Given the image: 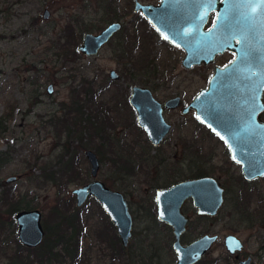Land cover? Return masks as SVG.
<instances>
[{"label":"rangeland","instance_id":"374dc122","mask_svg":"<svg viewBox=\"0 0 264 264\" xmlns=\"http://www.w3.org/2000/svg\"><path fill=\"white\" fill-rule=\"evenodd\" d=\"M139 1L155 5L160 0ZM44 10L50 13L48 19L43 18ZM115 18L121 22L122 29L96 56L73 53L65 33L68 25L73 26L72 35L79 39L78 46L83 34H96L100 27ZM133 32H137V39ZM131 46L134 60L142 62L138 68L129 60V54L123 57L127 48L129 53L133 52ZM182 58L181 50L154 36L149 24L136 18L131 0H0V127L7 128V132L0 135V158L9 157L0 168V192L7 189L8 198L21 199L22 204L27 203L31 209L42 212L47 243L58 231L57 211L81 218L85 226L80 238L81 264L126 263L112 258L110 243L115 230L109 227V220L97 202L90 198L77 208L72 196V191L82 185L81 177L86 179L84 181L93 179L84 152L76 148L79 143L68 139L58 126L73 90L84 91L91 82L98 91L96 105L88 112L99 116L97 120L92 118V122L102 131L97 137L85 132L81 145L86 150L95 152L97 149L95 153L101 161L96 179L111 190L125 192L128 197L134 218L132 245L135 250L144 248L149 254L148 243L153 249L162 248L159 263L153 264H169L173 260L168 252L165 255L167 248L163 247L169 239L163 225H158L156 215L147 210L153 203L154 190L192 176L199 169L205 171L215 167L220 170L228 165L223 145L202 128L193 114L182 116L180 110H176L164 115L172 126L164 144L157 149H145L149 160L144 163L145 172L133 174L130 169H122L120 173L121 167L132 163V144L147 142L142 132L136 131L132 111L125 102L130 89L147 87L160 101L178 94L184 104H188L213 75L215 64L186 70L181 66ZM228 59L226 55L217 64ZM111 71L117 72L118 81L110 80ZM49 85L53 86L51 94L47 93ZM108 118L113 124L103 127L102 122ZM133 152L136 155L140 150ZM67 165H72L74 172L65 170ZM44 173L55 174L54 179L40 187L29 181ZM119 174L123 176L122 182L117 180ZM69 176L71 182H67ZM11 177L15 180L6 183ZM260 188L264 195V183ZM232 205V198L228 196L214 221L198 220L189 206L183 212L190 219V226L214 223L213 232L220 236L234 234L239 237L245 253L264 255V197L250 200L248 210L255 213L250 221L234 214ZM4 210L2 208L0 213ZM150 226L155 228L146 236L144 230ZM1 232L0 238L6 239L0 247V264H8L16 252L28 257L30 264H48L46 261L39 263L35 257L37 252L29 253L25 247L17 246V231L12 234L6 227ZM224 256L220 242L208 258L224 259L221 258Z\"/></svg>","mask_w":264,"mask_h":264},{"label":"water","instance_id":"95a60500","mask_svg":"<svg viewBox=\"0 0 264 264\" xmlns=\"http://www.w3.org/2000/svg\"><path fill=\"white\" fill-rule=\"evenodd\" d=\"M134 11L154 28L161 39L185 51L183 67L208 65L217 54L234 53L235 59L223 69H216L207 89L202 90L182 110L186 115L194 112L197 121L214 134L231 152L232 159L242 165L247 178L264 175V125L256 121L264 109L261 97L264 91V0H214L211 7L201 0H160V4L144 5L134 0ZM216 12V23L207 31L204 26L211 12ZM49 12H44V18ZM119 23L107 26L98 34H86L78 51L95 56L101 47L120 30ZM113 79L117 78L111 72ZM47 92L52 93V86ZM130 106L137 113L139 127L149 141L160 145L171 126L163 117L162 106L147 90L133 88ZM178 99L164 104L166 109L178 107ZM251 114V119H249ZM247 121L249 123H243ZM226 124H231L226 128ZM94 178L86 185L74 189L76 206L82 207L93 198L113 224L122 246L131 238L132 218L123 196L96 180L99 161L92 151L85 153ZM14 177L6 183H12ZM192 199L199 215L215 216L223 204V191L211 178L193 179L156 192L158 219L173 227V244L177 264H193L210 247L214 238L203 237L187 247L179 243L187 219L181 214L182 203ZM19 243L28 249L41 245L44 239L42 212L38 209L20 210L14 215ZM230 252L240 250L241 242L227 237Z\"/></svg>","mask_w":264,"mask_h":264},{"label":"flooded vegetation","instance_id":"af4514ba","mask_svg":"<svg viewBox=\"0 0 264 264\" xmlns=\"http://www.w3.org/2000/svg\"><path fill=\"white\" fill-rule=\"evenodd\" d=\"M139 3L141 4H144V5H154V4H146V3H142L140 2L139 0H137ZM132 2V11L133 13L136 15V18H139L140 20H142V22H144L145 24H149L143 17L140 13H137L134 11V0H131ZM159 4H160V1H159ZM159 4H155V6L159 5ZM45 11H48V10H44ZM44 12H43V18H44ZM49 12V11H48ZM49 16H50V13H49ZM216 12H211L208 16V19H207V22L204 26V30L207 31L208 29H210L212 26L215 25L216 23ZM49 18V17H48ZM47 18V19H48ZM45 19V18H44ZM119 19L118 18H115V19H111L110 22L105 25L103 28L100 27V31L98 33H100L101 31H103L107 26H109L110 24H113V23H119L121 25V28L118 32H116L110 39L109 41L117 34L121 31L122 29V24L120 21H118ZM149 26L152 28V31H153V35L156 36V37H159L161 39V37L159 36V34L154 30V28L149 24ZM96 33V34H98ZM135 34V39H137V32H133ZM86 34H94V33H91V32H87L85 34H83L82 38H81V42L80 44L75 48V51H77L79 54H81L79 51H78V48L79 46L81 45L82 43V39L84 37V35ZM95 35V34H94ZM163 42L167 43L170 47H173V48H177L173 45H171L169 42L161 39ZM108 41V42H109ZM107 42V43H108ZM136 42L135 41V45H136ZM106 43V44H107ZM104 44L101 49L106 45ZM133 52L132 53H129V49H125L126 51L124 52L125 54H123V57L126 56V53H127V56L129 58V60L133 63V65L138 68V66L141 65L142 62H139L138 60H134L133 58V53H134V48L133 46H131ZM100 49V50H101ZM179 50H181L183 52V58L181 60V66L183 67L182 63H183V60L186 56L185 54V51L182 50L181 48H177ZM99 50V51H100ZM98 51V53H99ZM131 51V50H130ZM97 53V54H98ZM96 54V55H97ZM83 55V54H82ZM95 55V56H96ZM131 55V56H130ZM229 56V59L228 61H226L225 63L223 64H220L218 65V60L221 59L222 57L224 56ZM85 56V55H84ZM87 57H93V56H87ZM235 59V55L234 53L230 52V51H225L221 54H217L214 59H213V62H211L210 64L208 65H213L215 64L214 66V72L213 74L215 73V70L216 69H223L225 67H227L228 65L231 64V62ZM150 61H148L147 63H149ZM202 66H207V65H204L203 63L200 64V65H193L192 67L190 68H185L183 67L184 69L186 70H191V69H195V68H198V67H202ZM111 72H115V71H111ZM111 72L109 74V78L111 81H118L119 79V75L117 74V72H115L117 74V78L113 79L111 77ZM213 76V75H212ZM211 76V77H212ZM210 77V79H211ZM210 79H208L207 81V84L204 88H202L197 94H199L202 90H205L208 88L209 86V82H210ZM50 86V85H49ZM48 86V87H49ZM52 86V85H51ZM140 88V89H144V90H147L151 93L152 97L161 104L162 106V113H163V117L165 119V114L167 112H172V111H176V110H180V113L182 116H185L182 114V110L188 106V104L195 98V95L192 100H190L188 102V104H184L183 100H182V97L178 94H174L173 96H170V97H167L166 99H164L163 101H160L159 99H157L153 93L152 90L148 89L147 87H143V86H133L131 89H130V92H129V96H126V105H128V107L131 109L132 111V114H133V125H135L136 127V131L138 130V132H142V134L146 137V143L144 144H140L138 142L136 143H133L132 144V151L130 150V155L132 157V159H130V161H132L131 164H127L126 166L127 167H121L120 168V173L123 171V170H128L130 169V171L133 173V174H137L138 172L141 174L143 172H145V165L144 163L145 162H148V158H147V152L145 149L147 148H154V149H157L159 148L160 146H162L164 144V140L166 139V137L169 135V133L171 132V129H172V126H171V129L169 131V133L164 137V139L161 141L160 145L158 146H154L148 139L145 131L143 130V128L139 127L138 125V122H137V113L136 111L130 106L129 104V98L131 97L132 95V89L133 88ZM48 90V88H47ZM52 90H53V86H52ZM48 93V92H47ZM49 94V93H48ZM177 98L178 99V102H179V105L178 107L174 108V109H166L164 107V104L171 100V99H175ZM261 101L264 105V91H263V94H262V97H261ZM89 110L88 109H83V118L85 119H88L90 118V113L88 112ZM190 114H193L194 115V112L193 111H190L188 114L186 115H190ZM132 116V115H131ZM195 117V115H194ZM196 119V118H195ZM62 120V119H61ZM107 121V123H105ZM166 121V119H165ZM197 121V119H196ZM256 121L258 124H261V125H264V109L262 111H260L257 116H256ZM167 122V121H166ZM198 122V121H197ZM111 123V124H110ZM199 123V122H198ZM243 123H249L247 121H243ZM107 124V125H112L113 124V120L111 118H108V120H104V122H102V125L104 127V125ZM200 124V123H199ZM201 125V124H200ZM202 128L204 130H206L210 135L214 136L220 143L221 145H223L225 151H226V154H227V158H228V165L227 166H224V168H221L220 170H217L215 167H211L205 171L199 169L197 170V173L192 175V176H188V177H185L183 179H180L178 181H176L175 183L173 184H170L169 186H163V187H160V188H156L154 190V196H153V203L150 204V206H148L147 210H148V213H154L156 215V220L158 221V225L159 223L163 225L164 227V230L165 232L167 233V237L169 239L168 243H167V246L166 247H163L164 249H166L165 251V255H167V252L169 253V257H171V259H173L169 264H177V254L175 252V249L173 247V244L175 243L176 241V237H175V234H174V230H173V227L166 224V223H163L161 222L158 217H157V212H158V206H157V202H156V192L158 190H162V189H169L173 186H175L176 184L178 183H181V182H184V181H188V180H193V179H202V178H211L213 179L214 181H216L217 185L222 189L223 191V204L221 206V208L219 209V211L217 212V214L215 216H209V215H199L197 213V209L193 206V202H192V199L189 198V199H186L182 205H181V209H180V212L181 214L187 219V224L185 226V229L184 231L181 233L180 235V238H179V243L182 247H187L189 246L190 244H192L193 242L195 241H198L199 239L203 238V237H209V238H214V241L212 242V244L210 245V247L205 251V253L201 256V258L196 261L195 263L193 264H264V255H254V254H248V253H245V250H244V244H243V241L237 237L236 235L234 234H227L225 236H220L219 234L213 232L214 231V227L215 224L214 223H210L208 226H201V225H197V226H190V219L184 214L183 210L189 206L190 208H192V210L195 212V215L197 216L198 220H204V219H207V220H211V221H214L216 220L219 212L221 211V209L224 207L225 205V201L226 199L228 198V196H231L232 198V201H233V205H232V208H233V212H235L234 214L236 215H241L243 216L245 219L244 220H249L250 221V218L253 217L252 214H255V213H251L249 210H248V206H249V202L250 200L254 197V198H261V197H264V195H262V191H261V184L264 183V175L263 176H259V177H255V178H247L245 176V174L243 173V169H242V165L236 163L232 157H231V152L229 151V149L224 145L223 142H221L214 134H212L206 127H204L203 125H201ZM99 131H102V129L99 127ZM100 133V132H99ZM82 144V143H81ZM80 145V144H79ZM82 148H84L82 145H80ZM140 150V152L138 154H134L133 151L135 150ZM87 151H92V150H86L84 148L83 151L81 152H84V155ZM98 161H99V164H100V158L98 157L96 150L95 152L92 151ZM133 152V153H132ZM85 158H86V155H85ZM87 160V158H86ZM88 162V160H87ZM126 163H128V160H125ZM130 163V162H129ZM89 164V162H88ZM90 167V165H89ZM100 169V167H99ZM123 169V170H122ZM150 169V168H149ZM90 172V170H89ZM99 172V171H98ZM133 174H128V176H132ZM148 175V174H147ZM145 175V177L147 176ZM91 176V175H90ZM92 177V176H91ZM97 177V176H96ZM94 179V178H93ZM92 179V180H93ZM96 179V178H95ZM86 180V179H85ZM92 180L90 181H84L85 183L82 184L80 187L86 185L87 183L91 182ZM97 180V179H96ZM117 180L118 182H122L123 181V176H120L119 174V177H117ZM102 182V181H101ZM104 185L105 183L102 182ZM106 186V185H105ZM107 187V186H106ZM108 188V187H107ZM110 189V188H109ZM111 190V189H110ZM112 191H116L118 193H120L124 200L126 201L127 203V206H128V210H129V213L131 215V218H132V230H131V238L129 239V242H128V245L127 246H122L121 242H120V239L119 237L117 236V233L115 231V234L116 237L118 238V242L119 244L123 247L124 249V252L123 253H119L118 251L115 252V255H114V252H113V255H112V258L114 261H118L120 263H126V264H135V263H141L144 262L145 264H153L154 263H159L158 262V257H159V251L161 252L162 251V248L160 247V250H158L157 247H154V249L152 248V244H149L148 243V248L149 249V254L148 252H144V248L143 249H137L135 250V248L133 247L132 245V241L134 239V233H135V229H134V218H133V212H132V207H131V203L128 201V197L126 196L125 192L123 191H118V190H112ZM73 196V195H72ZM74 197V196H73ZM91 198V197H90ZM90 198H88L87 200H89ZM75 199V197H74ZM93 199V198H92ZM86 200V202H87ZM85 202V203H86ZM84 203V204H85ZM83 204V205H84ZM98 204V203H97ZM75 205H76V202H75ZM99 205V204H98ZM77 207V206H76ZM100 207V205H99ZM78 208V207H77ZM81 208V207H79ZM101 209V207H100ZM248 210V211H247ZM101 212L102 214L108 219V217L104 214V212L102 211L101 209ZM109 220V219H108ZM108 225L110 226H113V224L108 221ZM151 228L147 227L145 228L144 230V233L146 234V236H148V233L149 231L152 230V228L154 229L155 226H150ZM114 228V227H113ZM115 230V228H114ZM230 236H233V237H236L240 242H241V249L240 250H235L233 252H230L227 247H226V244H225V241H226V238L227 237H230ZM113 238V237H112ZM145 240H148V239H145ZM222 242V245H223V248H224V251H225V256L224 257H221V258H224V259H219V258H216V259H209L208 257H210V255L213 253L216 245L218 243ZM145 243V242H143ZM264 251V250H263ZM147 255V256H145ZM146 258H145V257ZM207 259H209V261H206Z\"/></svg>","mask_w":264,"mask_h":264},{"label":"trees","instance_id":"16d2710c","mask_svg":"<svg viewBox=\"0 0 264 264\" xmlns=\"http://www.w3.org/2000/svg\"><path fill=\"white\" fill-rule=\"evenodd\" d=\"M73 26L68 25L66 27L65 33L67 34V40L73 47V53L75 52V48L78 44V38L72 35ZM64 49V47L62 48ZM84 91L77 92L73 90L71 92V100L68 105L66 112L61 121L58 122V126H60L61 130L66 132V135L71 138L73 141L78 142L80 145L82 143V135L85 132H88L93 137L99 136V127L92 122V118L95 120L98 119L97 114H93L90 112V118H83V109H92L93 105H96V97L98 95V91H95L93 88V84L90 82L87 84ZM99 106V104H97ZM103 105L100 106L102 108ZM104 110V109H103ZM106 111V110H104ZM106 115V112H105ZM1 124V123H0ZM7 132L6 127H0V135L5 134ZM79 151H83L84 148L81 146H76ZM97 151V149H96ZM9 157L0 158V168L6 164ZM72 169L74 172V167L72 165H67L65 170ZM67 174V172H65ZM55 174L44 173L42 177L33 178L29 181L33 183L34 186L40 187L54 179ZM70 180L67 182H71V176H69ZM81 184H84V177L80 178ZM66 182V183H67ZM5 208L4 213H0V237L3 236L1 230L6 229L10 230L12 234L16 232L15 229V220L14 215L20 210L31 209L30 206L26 204H22V200H15L12 196L8 198V190L3 189L0 192V210ZM58 215L57 222V233L53 236L51 241L47 243L48 236L47 231L45 232L44 239L40 246L34 249L25 248L29 253L34 252L36 259L39 260V263H43L46 261L48 264H81L83 262V255L80 252V238L85 231V226H82L83 220L79 217H75L74 215L64 214L61 211L56 213ZM111 229H114L113 226H109ZM6 238H0V247H2L5 243ZM111 249L114 252L123 253L124 249L119 244L118 238L116 235L113 237V241L111 239ZM19 248H22L21 244L17 245ZM39 250V251H38ZM8 264H30L28 257H23L19 255V252L9 258Z\"/></svg>","mask_w":264,"mask_h":264},{"label":"snow or ice","instance_id":"6c2138e0","mask_svg":"<svg viewBox=\"0 0 264 264\" xmlns=\"http://www.w3.org/2000/svg\"><path fill=\"white\" fill-rule=\"evenodd\" d=\"M214 0H201V3L208 6V7H211L212 4H213ZM251 114H249V119H251ZM226 128H230L231 127V124H226L225 125Z\"/></svg>","mask_w":264,"mask_h":264}]
</instances>
